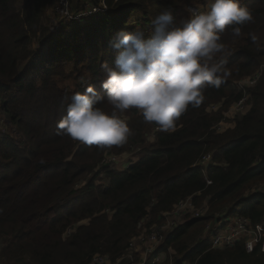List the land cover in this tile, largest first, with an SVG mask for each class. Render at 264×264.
Listing matches in <instances>:
<instances>
[{
  "label": "trees",
  "instance_id": "trees-1",
  "mask_svg": "<svg viewBox=\"0 0 264 264\" xmlns=\"http://www.w3.org/2000/svg\"><path fill=\"white\" fill-rule=\"evenodd\" d=\"M86 1L77 0L76 11ZM51 2L0 0V264H90L95 255L130 264L123 256L138 225H160L162 215L187 198L207 212L167 234L161 248L174 255L164 264H264L260 245L249 254L241 243L209 250L202 236L223 216L244 217L264 229V0H240L253 19L220 34L223 49L210 61L220 66L219 86L206 88L174 130H159L146 146L145 133L155 124L129 109L119 116L133 134L104 149L57 134L71 96L89 85L105 95L101 65H113L118 32L137 26L149 35L161 12L171 11L179 21L189 16L186 7L209 0H103L102 11L49 34L40 19ZM233 27H240L239 36ZM32 42L45 49L33 50ZM262 67L246 91L248 110L216 131L242 96L235 84ZM96 107L112 111L106 98ZM134 147L139 158L127 169L102 166L107 186L94 185L92 177L78 188L105 153ZM207 154L211 163L199 167ZM82 220L87 224L76 226Z\"/></svg>",
  "mask_w": 264,
  "mask_h": 264
},
{
  "label": "clouds",
  "instance_id": "clouds-1",
  "mask_svg": "<svg viewBox=\"0 0 264 264\" xmlns=\"http://www.w3.org/2000/svg\"><path fill=\"white\" fill-rule=\"evenodd\" d=\"M189 12L179 21L171 11L161 12L149 35L139 29L118 32L112 42L118 50L113 65H101L105 95L91 85L73 94L57 134L100 149L122 144L133 134L119 116L129 109L161 131L174 130L189 106H199L203 91L220 84V66L210 63L223 49L220 34L226 26L253 19L240 0H209L207 11ZM232 34L239 36L240 27H233ZM105 98L111 112L96 107Z\"/></svg>",
  "mask_w": 264,
  "mask_h": 264
},
{
  "label": "built area",
  "instance_id": "built-area-1",
  "mask_svg": "<svg viewBox=\"0 0 264 264\" xmlns=\"http://www.w3.org/2000/svg\"><path fill=\"white\" fill-rule=\"evenodd\" d=\"M208 3L209 2H207L205 6L187 7L188 14L190 15L189 9L207 11ZM103 9H105L104 3L99 6L87 5L84 6L80 11H74L70 6L69 0H55L52 11L53 14L58 18V22L52 28L51 34H56L64 29L66 25H70L72 22H75L81 18H89ZM36 44V42H32L31 48L33 50L39 52L45 49V43L39 45ZM262 69L263 67L257 70L253 75L245 77L235 84L236 89L242 93V96L230 109V112L233 116L237 113H245L250 107L248 104L249 98L246 94V91L247 89L256 85L262 73ZM226 127L227 125L225 123H220L218 126H216V131L222 132L224 129H226ZM159 130V127L155 126L152 129L151 135L148 137V139H146L151 140L152 143L155 139L156 133L159 132ZM115 159L116 158L114 156L106 158V161L103 158L100 162V166L111 164L112 161H115ZM211 160V154L204 155L198 165L199 167L204 168L211 163ZM132 163L133 162L126 163L122 167V170L127 169L130 165H132ZM205 182L207 185H210L208 180ZM206 212V206L195 208L192 205L191 198H187L185 201L179 202L173 207L171 211L162 215L163 221L160 225H153L148 229L145 227L146 232L144 231V236L149 235L148 238H138V241L143 242L146 246V255L140 256L139 258H134V254H132L134 247V242L132 241L134 239L133 238L130 241L123 258L129 261L130 264H164L167 257L174 255L172 249L167 248L165 250L161 248L167 234L181 226L184 223L185 218L188 217L189 219H197L205 216ZM139 225L138 229L141 232V230L144 228L139 227ZM202 236L208 240L209 250L232 248L235 245L241 243L245 252L248 254L252 253L258 245L261 246V251L264 253V229L261 226L253 228L250 221L244 217L234 216L232 218H227L223 216L219 221L208 223L204 227ZM90 264H109V260L106 257L95 255L92 257Z\"/></svg>",
  "mask_w": 264,
  "mask_h": 264
},
{
  "label": "rangeland",
  "instance_id": "rangeland-1",
  "mask_svg": "<svg viewBox=\"0 0 264 264\" xmlns=\"http://www.w3.org/2000/svg\"><path fill=\"white\" fill-rule=\"evenodd\" d=\"M77 0H69V3H70V6L71 8L76 11L77 9H75V3H76ZM93 1H96V4L93 3ZM54 2L55 0H52V2L48 5V7L46 8V12L45 14L43 15V17L40 19V25L43 29H46L48 31L49 34H51L52 32V28L55 26V24L58 22V18L53 14V5H54ZM87 2V3H86ZM85 3L82 4V6H87V5H95V6H99L100 4L103 3V0H87ZM189 7V6H188ZM186 12L188 14V11H187V7H186ZM189 15V14H188ZM92 17V16H91ZM69 25V24H68ZM139 27L135 26V29L137 30ZM147 29V28H146ZM40 44V43H39ZM39 44H36V45H39ZM214 109V108H212ZM226 115V121H227V124L226 122H224L227 126L231 125V120L232 118H234V116L232 115V113L230 112V110L225 114ZM124 116V115H123ZM157 126V125H154V126H150L146 133H145V137L148 139V137L151 135L152 133V129ZM146 139V146L147 144H150L151 143V140H147ZM84 144V143H82ZM138 149L137 147H134L132 148V150L128 151V152H124L120 155H110L109 153H105L103 158L104 160L106 161V158L110 157V156H114L116 159L115 161H112L111 164H106V166L108 167L109 170H113V171H117V172H121L123 171L122 170V167L126 164V163H131V162H134L138 159ZM125 170V169H124ZM104 169L102 166H99L97 168V170L91 174V175H88L86 177V179L82 182V184L78 187H82L85 185L86 181L87 180H90L92 177H93V181H94V185L98 186V187H105L108 185L109 181L108 179L106 178L105 174H104ZM78 190V189H77ZM88 220H82L80 221L79 223H77L76 226H82V225H85L87 224ZM262 224L264 225V220L262 222ZM145 225H146V221L144 220L140 225L139 227L141 228H144L141 230L140 234L134 238L132 241L134 242V247H133V250H132V254H134V258H139L140 256H143V255H146V246L144 245L143 242H139L138 241V238H143V239H146L149 237V235L147 236H144L145 234ZM69 231H73V229H68V231L66 232V234L69 232ZM145 231V232H144ZM150 231V230H149Z\"/></svg>",
  "mask_w": 264,
  "mask_h": 264
},
{
  "label": "crops",
  "instance_id": "crops-1",
  "mask_svg": "<svg viewBox=\"0 0 264 264\" xmlns=\"http://www.w3.org/2000/svg\"><path fill=\"white\" fill-rule=\"evenodd\" d=\"M100 5H102V4H100Z\"/></svg>",
  "mask_w": 264,
  "mask_h": 264
},
{
  "label": "bare ground",
  "instance_id": "bare-ground-1",
  "mask_svg": "<svg viewBox=\"0 0 264 264\" xmlns=\"http://www.w3.org/2000/svg\"><path fill=\"white\" fill-rule=\"evenodd\" d=\"M39 55V54H38Z\"/></svg>",
  "mask_w": 264,
  "mask_h": 264
}]
</instances>
